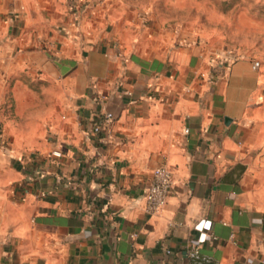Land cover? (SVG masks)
Returning a JSON list of instances; mask_svg holds the SVG:
<instances>
[{
  "label": "crops",
  "instance_id": "1",
  "mask_svg": "<svg viewBox=\"0 0 264 264\" xmlns=\"http://www.w3.org/2000/svg\"><path fill=\"white\" fill-rule=\"evenodd\" d=\"M80 6L0 0V264H264V75Z\"/></svg>",
  "mask_w": 264,
  "mask_h": 264
},
{
  "label": "rangeland",
  "instance_id": "2",
  "mask_svg": "<svg viewBox=\"0 0 264 264\" xmlns=\"http://www.w3.org/2000/svg\"><path fill=\"white\" fill-rule=\"evenodd\" d=\"M101 9L107 28L124 38L201 45L219 60L248 58L264 75V0H75Z\"/></svg>",
  "mask_w": 264,
  "mask_h": 264
},
{
  "label": "built area",
  "instance_id": "3",
  "mask_svg": "<svg viewBox=\"0 0 264 264\" xmlns=\"http://www.w3.org/2000/svg\"><path fill=\"white\" fill-rule=\"evenodd\" d=\"M235 59L233 55L226 54L225 58H222V62L228 66ZM253 68H256V65ZM105 117L111 119L112 115L106 114ZM51 155L60 157L59 152H52ZM171 189L172 175L170 170L164 165L156 167L152 172L151 182L144 194V211L150 215L158 214L165 206ZM192 252L197 253V250L194 249Z\"/></svg>",
  "mask_w": 264,
  "mask_h": 264
}]
</instances>
